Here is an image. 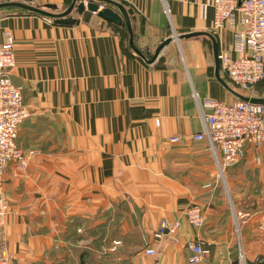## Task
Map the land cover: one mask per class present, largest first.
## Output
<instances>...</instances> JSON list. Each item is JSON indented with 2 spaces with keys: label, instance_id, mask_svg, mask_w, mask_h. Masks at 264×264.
Here are the masks:
<instances>
[{
  "label": "crops",
  "instance_id": "0c3cea01",
  "mask_svg": "<svg viewBox=\"0 0 264 264\" xmlns=\"http://www.w3.org/2000/svg\"><path fill=\"white\" fill-rule=\"evenodd\" d=\"M24 1L61 11L73 2ZM115 1L133 10L138 46L151 57L168 38L193 32L213 34L219 54L236 55L234 31L213 29V0H169L170 16L162 0ZM113 26L90 13L72 27L0 14V44L9 31L11 79L30 111L16 141L27 167L12 162L3 176L0 257L126 264L130 254L131 264H189L193 242L208 251L202 264H234L239 244L250 262L264 257V147H247L223 180L208 143L193 139L203 130L195 94L236 101L215 78L212 43H173L148 66L131 51L126 28ZM192 205L204 212L200 229L186 220ZM164 222L179 229L156 239ZM148 248L156 258L145 256Z\"/></svg>",
  "mask_w": 264,
  "mask_h": 264
},
{
  "label": "built area",
  "instance_id": "2783aa9c",
  "mask_svg": "<svg viewBox=\"0 0 264 264\" xmlns=\"http://www.w3.org/2000/svg\"><path fill=\"white\" fill-rule=\"evenodd\" d=\"M123 1V0H122ZM129 1V0H124ZM166 14L170 16L169 0H162ZM213 29L233 30L232 46L235 56L220 53V69L229 85L239 92L252 91L264 81V0H213ZM16 65L15 42L9 31L4 32L0 44V227L5 219L3 176L12 162L27 167L28 158L18 148L16 141L19 130L30 117L24 104L22 88L14 84L11 71ZM199 114L203 130L195 135V141H206L213 155L219 176L224 180L226 169L238 164L246 156L247 147H264V106L244 101L225 103L215 99L201 100L197 94ZM252 97V96H251ZM179 142V138L172 139ZM209 187V186H208ZM188 224L200 229L205 224L202 208L192 205L185 211ZM179 224L160 225L156 239L175 234ZM116 243L115 245H119ZM189 264H202L208 251L199 242L189 245ZM145 255L156 257L153 248L145 250ZM245 250L238 245V264H247ZM0 264H11L7 257H0Z\"/></svg>",
  "mask_w": 264,
  "mask_h": 264
},
{
  "label": "water",
  "instance_id": "95a60500",
  "mask_svg": "<svg viewBox=\"0 0 264 264\" xmlns=\"http://www.w3.org/2000/svg\"><path fill=\"white\" fill-rule=\"evenodd\" d=\"M5 9H16L26 11L52 20L56 26L72 27L79 22V17L85 13L96 14L104 21L117 26L125 27L129 34V46L131 51L140 58L146 65L155 66L163 58L164 52L171 44L193 38H208L212 43L213 56L215 62L214 75L217 82L235 99L249 102L255 105L264 106V98H255L245 96L233 89L220 75V61L218 42L215 36L208 32H193L184 35H175L165 40L154 52L151 58L145 55V52L139 48L133 30L134 12L127 9L126 6L115 0H73L72 4L60 11L57 6L47 5L37 6L33 2L24 0H3L0 2V11Z\"/></svg>",
  "mask_w": 264,
  "mask_h": 264
},
{
  "label": "rangeland",
  "instance_id": "374dc122",
  "mask_svg": "<svg viewBox=\"0 0 264 264\" xmlns=\"http://www.w3.org/2000/svg\"><path fill=\"white\" fill-rule=\"evenodd\" d=\"M61 11V10H60ZM8 11L6 10H3V11H0V14H6ZM250 96H254V97H263L264 98V82L262 84H260L259 86H257L256 88H254L252 91H250L249 93ZM235 100V99H233ZM234 102V101H233ZM238 241V240H237ZM234 253H233V261H234V264H238V250H233ZM246 251V250H245ZM145 252V251H144ZM246 253V258H247V264H250V261H249V258H248V255H247V252ZM118 254L116 255H111V261L112 262H117L115 260H118ZM146 256V255H145ZM148 258H156V257H149L147 256ZM131 258H132V255H128L127 256V260L125 261L126 264H131ZM110 259V258H109ZM102 261V260H101ZM114 264V263H113Z\"/></svg>",
  "mask_w": 264,
  "mask_h": 264
},
{
  "label": "trees",
  "instance_id": "16d2710c",
  "mask_svg": "<svg viewBox=\"0 0 264 264\" xmlns=\"http://www.w3.org/2000/svg\"><path fill=\"white\" fill-rule=\"evenodd\" d=\"M69 7V6H68ZM67 7V8H68ZM6 11H8V12H13V11H16V12H20V13H28V12H26V11H20V10H16V9H5ZM7 12V13H8ZM29 14H33V13H29ZM36 15V14H35ZM113 27H115V28H119V27H116V26H113ZM126 37H128V40H129V34H128V31H126ZM204 40H206V41H210L209 39H207V38H204ZM211 42V41H210ZM145 55L148 57V58H150L151 57V55H148V54H146L145 53ZM221 70V69H220ZM224 80L229 84V81H228V79H227V77L225 76L224 77ZM264 82V81H263ZM262 82V83H263ZM262 83H260V84H262ZM259 84V85H260ZM258 85V86H259ZM257 87V86H256ZM255 87V88H256ZM239 92L241 93V94H243V95H245V96H250L249 95V93H250V91H243V90H239ZM251 97V96H250ZM252 97H254V96H252ZM255 98H263V97H255ZM236 101H237V99H235ZM250 264H264V257H260L259 259H257V261H255V262H250Z\"/></svg>",
  "mask_w": 264,
  "mask_h": 264
}]
</instances>
